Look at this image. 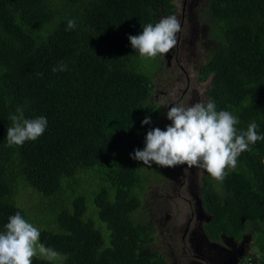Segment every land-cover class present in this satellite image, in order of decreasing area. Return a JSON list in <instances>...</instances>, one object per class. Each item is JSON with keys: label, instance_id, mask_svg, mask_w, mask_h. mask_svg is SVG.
<instances>
[{"label": "trees", "instance_id": "1", "mask_svg": "<svg viewBox=\"0 0 264 264\" xmlns=\"http://www.w3.org/2000/svg\"><path fill=\"white\" fill-rule=\"evenodd\" d=\"M173 2L0 0V231L17 212L26 219L19 196H37L40 243L62 257L53 264H165L147 252L142 205L149 181L168 168L131 158L155 125L148 97L160 60L141 58L128 37L173 15ZM203 15L215 42L200 68L211 77L208 101L236 116L238 130L255 122L264 135V0H207ZM61 62L67 70L54 72ZM17 107L47 126L37 140L9 146ZM202 198L208 230L247 234L264 258V140L223 182L206 173Z\"/></svg>", "mask_w": 264, "mask_h": 264}, {"label": "rangeland", "instance_id": "2", "mask_svg": "<svg viewBox=\"0 0 264 264\" xmlns=\"http://www.w3.org/2000/svg\"><path fill=\"white\" fill-rule=\"evenodd\" d=\"M206 2H173V15L181 21V31L176 46L159 56L160 66H155L151 78L148 103L156 112L154 128L163 130L170 124L166 118L170 106L208 102L211 77L200 75V68L215 42H208L210 29L203 21ZM152 68V62L146 60L145 71L152 73ZM205 177L200 168L177 166L168 169L165 177L158 174L149 181L142 205L149 225L147 252L156 253L165 264H236L256 251L247 234L234 239L208 230L210 216L202 205ZM34 196L21 195L17 202L26 208V220L40 230L45 221L40 211L43 204Z\"/></svg>", "mask_w": 264, "mask_h": 264}, {"label": "clouds", "instance_id": "3", "mask_svg": "<svg viewBox=\"0 0 264 264\" xmlns=\"http://www.w3.org/2000/svg\"><path fill=\"white\" fill-rule=\"evenodd\" d=\"M75 26V20L68 21V29ZM180 31L181 21L169 15L154 24H146L139 35L128 39L141 58L155 59L176 46ZM65 70L67 66L63 62L53 68L54 72ZM166 118L170 124L163 130L158 127L149 130L144 148L134 150L132 159L149 168L153 164L168 169L177 166L200 168L212 180L223 182L227 170L235 169L240 154L249 150L250 145L264 140V135L257 134L255 122L249 123L246 130H238V118L229 111H218L212 100L170 106ZM9 120L12 122L6 132L9 146L37 140L47 126L46 117L27 119L20 107ZM150 123V117L146 116L142 126ZM33 258L48 264L62 259L58 251L40 243V230L17 212L8 218L0 231V264H33Z\"/></svg>", "mask_w": 264, "mask_h": 264}, {"label": "built area", "instance_id": "4", "mask_svg": "<svg viewBox=\"0 0 264 264\" xmlns=\"http://www.w3.org/2000/svg\"><path fill=\"white\" fill-rule=\"evenodd\" d=\"M236 264H264V258L258 252L253 251L244 255Z\"/></svg>", "mask_w": 264, "mask_h": 264}, {"label": "flooded vegetation", "instance_id": "5", "mask_svg": "<svg viewBox=\"0 0 264 264\" xmlns=\"http://www.w3.org/2000/svg\"><path fill=\"white\" fill-rule=\"evenodd\" d=\"M202 205H203V203H202ZM228 264H234V262L232 261V262H229Z\"/></svg>", "mask_w": 264, "mask_h": 264}]
</instances>
